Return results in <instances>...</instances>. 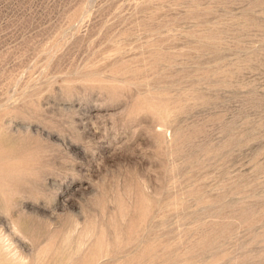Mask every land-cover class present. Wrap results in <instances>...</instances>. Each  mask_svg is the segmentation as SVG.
<instances>
[{"label":"rangeland","instance_id":"obj_1","mask_svg":"<svg viewBox=\"0 0 264 264\" xmlns=\"http://www.w3.org/2000/svg\"><path fill=\"white\" fill-rule=\"evenodd\" d=\"M0 264H264V0H0Z\"/></svg>","mask_w":264,"mask_h":264}]
</instances>
